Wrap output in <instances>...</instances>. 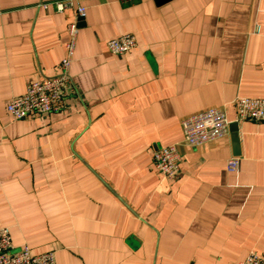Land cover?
Masks as SVG:
<instances>
[{
	"label": "crops",
	"instance_id": "crops-1",
	"mask_svg": "<svg viewBox=\"0 0 264 264\" xmlns=\"http://www.w3.org/2000/svg\"><path fill=\"white\" fill-rule=\"evenodd\" d=\"M54 1L0 0V228L12 250L55 264L264 258V120L237 123V147L229 132L186 147L180 126L213 108L234 123L235 98H264V0H75L64 12ZM74 22L64 107L12 119L8 100L58 73ZM124 34L135 47L111 54ZM170 145L172 180L152 163Z\"/></svg>",
	"mask_w": 264,
	"mask_h": 264
},
{
	"label": "built area",
	"instance_id": "built-area-1",
	"mask_svg": "<svg viewBox=\"0 0 264 264\" xmlns=\"http://www.w3.org/2000/svg\"><path fill=\"white\" fill-rule=\"evenodd\" d=\"M132 3L134 0H123ZM75 0H57L52 4L58 12L74 7ZM46 7V4H41ZM76 17L85 16L84 7H76ZM77 25L72 23L68 30V42L65 55L59 64V71L55 76H41L26 84L25 92L8 100L6 111L14 120H21L29 116H41L57 113L64 107V91L71 84L69 68L72 62ZM136 39L131 34H124L111 39L106 46L114 55H121L133 49ZM234 116L232 122L244 121L260 122L264 120V98L237 97L232 102ZM231 121L227 119L224 109L213 108L189 116L180 123L182 144L195 148L220 140L228 135ZM181 157L177 145L160 147L152 152L154 169L165 179L176 178L180 171ZM239 162L230 158L226 163L228 172H237ZM0 264H55L53 252L32 254L28 246L23 245L17 251L12 250L10 233L7 228H0ZM235 264H264V258L250 253L242 261Z\"/></svg>",
	"mask_w": 264,
	"mask_h": 264
},
{
	"label": "water",
	"instance_id": "water-1",
	"mask_svg": "<svg viewBox=\"0 0 264 264\" xmlns=\"http://www.w3.org/2000/svg\"><path fill=\"white\" fill-rule=\"evenodd\" d=\"M170 0H154L156 5H162ZM82 20L83 18H79ZM229 133L232 140V143L237 147L238 146V133H237V123H231L229 125Z\"/></svg>",
	"mask_w": 264,
	"mask_h": 264
}]
</instances>
